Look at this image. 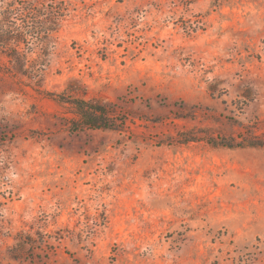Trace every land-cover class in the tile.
<instances>
[{
  "label": "rangeland",
  "instance_id": "obj_1",
  "mask_svg": "<svg viewBox=\"0 0 264 264\" xmlns=\"http://www.w3.org/2000/svg\"><path fill=\"white\" fill-rule=\"evenodd\" d=\"M57 1L0 53V264H264V0Z\"/></svg>",
  "mask_w": 264,
  "mask_h": 264
},
{
  "label": "trees",
  "instance_id": "obj_2",
  "mask_svg": "<svg viewBox=\"0 0 264 264\" xmlns=\"http://www.w3.org/2000/svg\"><path fill=\"white\" fill-rule=\"evenodd\" d=\"M47 11V12H45ZM47 13L44 19L41 17ZM59 30V2L57 0H0V53L14 61L16 69L23 73L28 54L26 47L32 43H46ZM73 108L75 117L72 126L95 129H122L117 122L121 119L112 116L110 110L102 104L83 98L61 99ZM213 145L240 147L231 140L222 138ZM249 145H264L250 142Z\"/></svg>",
  "mask_w": 264,
  "mask_h": 264
}]
</instances>
